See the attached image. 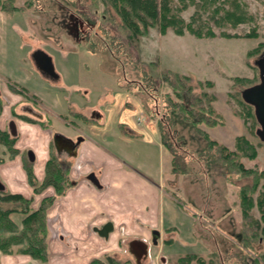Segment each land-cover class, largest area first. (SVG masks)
<instances>
[{
  "label": "rangeland",
  "instance_id": "1",
  "mask_svg": "<svg viewBox=\"0 0 264 264\" xmlns=\"http://www.w3.org/2000/svg\"><path fill=\"white\" fill-rule=\"evenodd\" d=\"M171 1L173 8L179 6V0ZM239 2L249 13L251 20L235 27L230 24L220 26L209 20V26L215 32L214 37L198 38L188 31L183 35H177L172 28H168L162 34L158 28L153 27L148 29L146 35L127 45L126 50L132 52V56L140 63L147 65L154 63L156 67L151 72L153 75H157L159 69H170L189 74L194 80H200L204 89L215 96L213 107L222 115L224 124L213 128L204 124L199 126L207 131L212 139L230 150L235 149L236 137L244 135L254 144L256 156L254 158L243 156L241 161L247 168L260 171L264 169V142L256 135L255 131L259 124L255 119L253 107L243 101L241 91L259 82V70L254 65V61L264 53V45L259 47L261 43L264 44V0H239ZM221 3L222 0H216L213 4L208 3L202 7L188 4L177 13L185 22H189L192 16L198 14L201 16L198 21L200 24L206 21L212 15L214 7ZM24 4H26L25 0L15 2L16 6ZM102 7L98 0L96 9L99 21H102L100 17ZM73 11L67 0H32L23 12L8 13L0 10V90L6 94L9 92L20 94L16 100H13L12 95L9 97L10 101L18 100L13 110L11 106L10 112L6 113L5 117L9 119V123L19 118L13 111L19 114L26 113L35 120L34 123L40 124L39 121H43L51 127L55 136L56 131L61 132L66 124L71 127L76 122H81L71 115L69 109L84 113L87 118L98 124H108L111 121V125H114L121 119L124 111L133 114L135 111L132 110L135 109L143 111L136 117L138 120L144 122L148 118L156 122L148 114L150 104L147 94L137 92L134 86H129L140 77L138 65L124 64L123 56L115 58L108 50L101 49L103 37L97 27L89 29ZM202 28L207 29V27ZM90 30L91 33L87 35ZM93 31L98 34H93ZM250 31H255L257 35L246 36ZM221 32L232 36L225 37L220 34ZM89 41L96 43L95 51H90ZM36 49H42L52 57L59 79H49L38 71L31 59V54ZM254 49L257 50L250 55L249 52ZM22 57L29 60L30 66L26 65ZM1 71L10 72L20 83L2 75L1 73L4 72ZM41 77L45 80L44 84H37L36 78L41 79ZM241 79L248 81L244 82ZM208 80L213 83L211 87L205 85ZM24 86L37 91L41 98L30 94ZM19 89H23L25 93L18 92ZM132 91L135 94H132ZM0 95L2 96V93ZM95 126L97 133L103 136L104 130ZM176 127L178 134L182 136L183 147L187 151V173L176 174L180 176L165 186V195L174 197L179 203L178 208L183 209L175 214L182 227L196 222L192 230L196 239H174L176 241L174 246L164 243L163 248L159 250L156 247L158 244L152 243L156 240L152 234V238L148 240L149 258L147 261H142V264H150L152 261L153 264H179V257L188 253L207 259L213 252L227 256L229 264H241V261L253 264V254L264 252V239L254 242L250 251L241 247L243 223L240 222V226L234 223L236 201H239L237 187L225 179L222 167L198 160V152L204 147L205 141L190 123L184 122L179 116ZM113 129L115 130V127ZM70 131L69 137L75 139L77 132ZM86 135L89 136L91 133L86 132ZM52 143H54V152L60 155L54 140ZM61 156L67 163H73L75 159V154L71 152H64ZM14 157H11L10 151L0 143V159H2L0 164ZM166 159L165 156V164ZM22 160L25 170V164L29 162L27 153L22 155ZM150 161L159 166L161 158L158 159L157 153H154ZM0 181L4 184V191H8L6 183L1 178ZM32 193L40 194L35 193L33 187ZM238 211L240 212L239 206ZM226 212H232L234 216L230 214L220 223L218 216ZM239 212L238 217L241 216ZM253 214L259 217L256 208L253 209ZM13 217L20 225V217L17 215ZM192 231L188 232L187 237ZM162 235L167 237L168 231H162ZM128 241L129 239L120 240L118 256L113 252L106 254L117 257L125 264H135L134 256L129 254L131 249ZM17 247H13L12 254H4L0 251V264H8L9 255L22 254L18 252ZM163 256L165 261L162 262ZM190 264H198V261L193 259Z\"/></svg>",
  "mask_w": 264,
  "mask_h": 264
},
{
  "label": "trees",
  "instance_id": "2",
  "mask_svg": "<svg viewBox=\"0 0 264 264\" xmlns=\"http://www.w3.org/2000/svg\"><path fill=\"white\" fill-rule=\"evenodd\" d=\"M31 1L25 0L26 4L16 6V0H0V10L8 13L23 12L26 10V5L29 7ZM97 1L67 0V3L89 29L97 27L99 34L103 37L101 49L108 50L115 58L123 56L124 64L138 65L140 77L137 81L131 82L129 86H134L137 92L145 93L149 98L148 114L156 120L160 142L171 154V173H187V151L183 147L182 136L177 132V117L180 116L184 122L190 123L197 134L204 139L205 145L198 152V160L222 167L225 179L237 187L238 205L243 223L240 245L246 251H250L254 242L264 239V169L259 171L247 168L241 161L243 156L249 158L256 156L254 144L244 135H240L235 139V149L230 150L212 139L208 132L199 125L204 124L213 128L222 126L224 120L213 107L215 96L204 89L203 83L198 79L194 80L189 74L170 69H159L157 75H153L151 72L156 65L138 62L132 56V52L126 50V47L138 40L140 36L146 35L148 29L153 27L158 28L162 34L168 28H172L177 35H183L185 31H188L198 38L214 37L215 32L209 26V20L220 26L230 24L235 27L251 20V16L239 0H222L221 4L214 7L212 15L200 24L198 22L201 19L200 15L196 14L189 22H185L177 12L186 8L188 4L202 7L208 3L213 4L216 0H179V6L176 5L174 8L171 0H99L103 6L100 16L102 21H99ZM202 27H207V29L203 30ZM91 31L87 32V35ZM93 34H98V32L93 31ZM220 34L225 37L232 36L226 32ZM256 35L255 31L246 34L249 37ZM262 45L264 44L261 43L259 47ZM89 49L95 51L96 43L89 41ZM255 50L257 49L249 54L252 55ZM205 85L211 87L213 83L208 80ZM18 92L25 93L23 89H19ZM132 94L135 92L132 91ZM3 104L4 99L0 95V113ZM69 110L72 116L93 122L81 113L73 109ZM13 113L25 121L35 122L28 116L18 115L14 111ZM39 122L41 126H47L43 121ZM16 140L17 136L11 135L9 131L0 130V143L10 151L11 157L18 154L14 146ZM53 144L51 142L42 181L36 179L30 160L25 164V170L28 182L35 193H41L51 186L54 188V194L44 196L39 205L33 207V200L30 197L0 191V251L4 254H12L13 247L18 246L19 253L38 260L39 264H49L48 211L54 201L74 185L69 175V163L65 164L61 161L58 154L54 152ZM254 208L259 212L258 218L253 214ZM14 215L20 217V225L14 220ZM193 259L197 260L198 264H229L228 257L217 252L211 253L207 259L188 253L179 257L178 262L179 264H190ZM88 264H125V262L111 254H106L92 258ZM241 264L245 262L241 261ZM253 264H264V252L253 254Z\"/></svg>",
  "mask_w": 264,
  "mask_h": 264
},
{
  "label": "crops",
  "instance_id": "3",
  "mask_svg": "<svg viewBox=\"0 0 264 264\" xmlns=\"http://www.w3.org/2000/svg\"><path fill=\"white\" fill-rule=\"evenodd\" d=\"M24 62L30 66L29 60L24 59ZM1 72L20 83L10 72ZM43 81L45 80L41 77L36 78L35 82L42 84ZM26 89L30 94L40 97L37 91ZM0 92L6 100L0 113V130H7L11 135L17 136L14 146L19 150L12 160L0 164V178L6 183L8 191L32 197L33 206L37 207L44 196L54 193L53 188L47 187L39 195H33L22 155L29 150L33 152V172L38 180H42L52 140L59 148L58 156L65 164L68 163L61 156L62 153L75 154L73 163H69V175L74 185L54 201L47 214L49 264H88L92 258L102 257L109 252L118 256L121 239H129V254L134 256L135 264H142V261L149 258L148 240L152 238L153 231H157L158 235L154 236L156 243H152L158 244L156 247L159 250L164 243L174 246V239H196L195 232L192 231L196 222L182 227L175 214L183 209L178 208L179 203L174 197L165 195V186L180 175L171 173V155L160 142L156 122L148 118V122H143L136 118L143 113L142 110H132L135 111L133 114L124 111L121 119L114 125H111V121L108 124H98L75 117L81 122H76L71 127L66 124L54 136L53 129L49 126L43 127L21 118L9 123L6 113L18 101H10L9 97L12 95L13 100H16L20 94ZM81 114L86 117L84 113ZM95 125L104 130L103 136L97 133ZM70 130L77 132L75 139L69 137ZM86 132L91 135H86ZM154 153H157L158 159L161 158L159 166L150 161ZM91 174L97 183L89 178ZM236 202V215L232 212L220 214L217 218L220 223L231 214L234 216V223L240 226L242 219L240 221L241 216L238 217L239 211L237 212L239 201ZM107 222L112 224V230L107 237H103L99 235L98 229ZM164 230L168 231L167 237L162 235ZM190 231L192 232L187 237ZM8 261V264H39L38 260L24 254L9 255Z\"/></svg>",
  "mask_w": 264,
  "mask_h": 264
},
{
  "label": "water",
  "instance_id": "4",
  "mask_svg": "<svg viewBox=\"0 0 264 264\" xmlns=\"http://www.w3.org/2000/svg\"><path fill=\"white\" fill-rule=\"evenodd\" d=\"M31 59L38 69V71L45 77L57 80L59 75L55 70L52 57L42 49H36L31 54ZM254 65L259 70V82L245 87L241 91V97L243 101L253 107L254 116L259 124L256 129V135L264 142V53L255 59ZM30 161L34 160V155L31 150L27 152ZM89 178L97 183L93 174L89 175ZM4 184L0 181V191H4ZM112 230V224L110 222L105 223L100 229H98L99 235L107 237L108 233ZM154 236L158 235L157 231H153ZM155 239V238H154ZM156 243V240H153Z\"/></svg>",
  "mask_w": 264,
  "mask_h": 264
},
{
  "label": "flooded vegetation",
  "instance_id": "5",
  "mask_svg": "<svg viewBox=\"0 0 264 264\" xmlns=\"http://www.w3.org/2000/svg\"><path fill=\"white\" fill-rule=\"evenodd\" d=\"M19 115V114H18ZM26 116V115H25Z\"/></svg>",
  "mask_w": 264,
  "mask_h": 264
}]
</instances>
